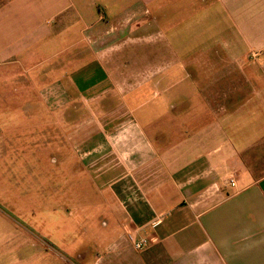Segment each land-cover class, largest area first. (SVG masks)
<instances>
[{"label":"crops","instance_id":"obj_1","mask_svg":"<svg viewBox=\"0 0 264 264\" xmlns=\"http://www.w3.org/2000/svg\"><path fill=\"white\" fill-rule=\"evenodd\" d=\"M5 106L104 200L79 264H264V0H0Z\"/></svg>","mask_w":264,"mask_h":264},{"label":"rangeland","instance_id":"obj_2","mask_svg":"<svg viewBox=\"0 0 264 264\" xmlns=\"http://www.w3.org/2000/svg\"><path fill=\"white\" fill-rule=\"evenodd\" d=\"M31 111L0 108V264H79L78 252L107 236L104 200L77 190L74 173L51 154L58 126L32 125ZM61 182L74 200H57Z\"/></svg>","mask_w":264,"mask_h":264},{"label":"built area","instance_id":"obj_3","mask_svg":"<svg viewBox=\"0 0 264 264\" xmlns=\"http://www.w3.org/2000/svg\"><path fill=\"white\" fill-rule=\"evenodd\" d=\"M230 183H231L232 185L235 184V178H234V177L230 180ZM131 239L134 241V245H135V247H136L138 250L143 249V248L149 243L148 239H142V240H140V241L135 240L134 237H131Z\"/></svg>","mask_w":264,"mask_h":264}]
</instances>
